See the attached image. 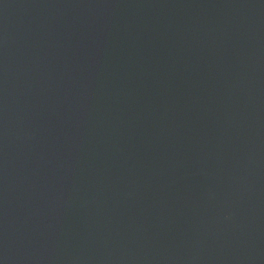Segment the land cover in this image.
Segmentation results:
<instances>
[{
    "label": "water",
    "instance_id": "1",
    "mask_svg": "<svg viewBox=\"0 0 264 264\" xmlns=\"http://www.w3.org/2000/svg\"><path fill=\"white\" fill-rule=\"evenodd\" d=\"M0 264H264V0H0Z\"/></svg>",
    "mask_w": 264,
    "mask_h": 264
}]
</instances>
